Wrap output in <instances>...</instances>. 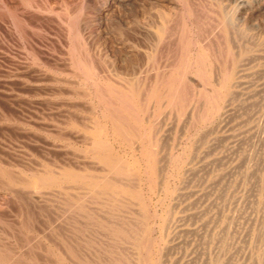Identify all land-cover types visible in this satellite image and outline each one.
<instances>
[{
    "label": "rangeland",
    "instance_id": "1",
    "mask_svg": "<svg viewBox=\"0 0 264 264\" xmlns=\"http://www.w3.org/2000/svg\"><path fill=\"white\" fill-rule=\"evenodd\" d=\"M249 1L251 3L264 2V0ZM213 2L214 0H0V187H2L0 188V248H2L0 254L3 253L6 256L9 253L10 259L17 261L18 264H24V262L25 264H41L42 262H44L42 264H49L50 262H52L50 264H62L61 259L63 258L67 264H81L84 259L93 263H97L98 260L102 263L110 264L112 261V264H118L120 261L116 256L125 251L132 258L130 264H136L138 251L132 243L115 242L103 227L84 216L87 213H79L69 205L68 200L74 198L73 195L76 190L68 188L61 192V189L52 188L46 191L48 192L46 199H39L33 195L31 197L27 189L22 188L21 185L8 182L2 171L3 168L6 169L7 167L6 170L13 169L17 172L12 170L13 174L16 173V175L21 176H25L24 173L30 176L33 171L53 169L54 171L74 169L98 173L99 170H95L96 165L89 155L88 144L84 140L85 127L92 126L95 124L94 122L99 121L101 124L107 125L108 132H111V121L107 120L103 113L109 103L106 106L105 102L101 101V97L105 96V93L107 96L116 87L125 88L129 86L135 95V100L131 104L122 103L123 105L120 104L119 100H115L113 104L125 111H128L129 107L135 108L134 113H137L140 123L133 131L135 130L137 133L134 139L140 144L139 146L136 143L138 145L136 148L140 149H133L132 146L114 139L112 142L115 150L123 158L126 157L125 160L134 166L136 172L130 182V184L132 183L131 186L133 185L132 187L140 192L143 199L146 198L144 202L146 201V204L150 205V208L146 205V210L149 208L146 211L148 213L147 221L152 232L150 237L154 236L153 238H155V240L152 238L154 246L151 248L153 254L151 253L150 259L157 256V250L162 241V223H168L172 217L171 222L186 211L191 212L186 208L195 199L192 191L202 188L203 184L199 183L201 180L199 176L203 177L204 175L200 170L199 176L192 175L190 173L192 165L199 168L202 157L210 154V146L214 144L215 138L219 135V138L226 136L236 124L229 117L230 115L228 116L230 119L226 117V114L221 115L223 109L220 116L212 115L210 104L200 94V91L204 89L213 93L211 89L213 88L212 85L215 84L214 77L221 73V75L225 74L227 67L232 62L226 49L225 39L217 27V13L208 8L211 5L210 8H215ZM234 13L235 16H240L239 12L234 11ZM159 14L167 16L166 28L160 38L156 34L157 30L153 22ZM263 19L254 18L249 12L244 15L243 19H236L244 33L243 37L239 38L238 32L235 30L234 38L239 44H242L243 41L242 45L247 46L245 53L249 54V58L245 61L247 65L244 66V71L241 72L243 76L238 78L241 73L235 75L236 80L238 78L241 82L236 87L231 88L236 98L232 102H228L230 103L228 110L230 108L231 110L232 108L237 109L240 101L247 102L250 101L248 100L250 98L251 101L260 99L256 92L264 84V45L261 50H258L251 46L247 39L255 32L253 26L256 23H264ZM200 53L205 56L208 79L210 80L199 75L195 62ZM182 63L183 65H181ZM240 68L243 67L240 66L237 70ZM180 72L186 79L182 88H179V92L182 93L185 101L183 109L170 104L166 96L169 89L166 84V81H169L168 77L175 75V78L178 79ZM257 72L263 73L258 75ZM204 86L205 88H203ZM249 93L252 94V97ZM246 95L247 97H245ZM12 99L14 100L12 101ZM261 108L260 111H256L257 115L264 111L263 105ZM226 113L229 114L230 111ZM17 131L19 132L17 133ZM170 137L171 139H169ZM150 141L157 142V145L154 147L152 145V148L158 150V157L163 155L159 160V175L151 176L149 174L147 160L145 162L142 155L141 146L146 142L144 145L147 147ZM143 167L145 168L143 169ZM6 184L9 185L6 186ZM8 186L11 190H15L11 191L7 188ZM181 190L188 194L191 193L190 198L186 195L182 199L178 194ZM86 202L87 210L91 211L93 216L100 219L108 217L109 214L105 210L103 211L98 203ZM54 204L57 206L55 205V207ZM184 205L185 207H183ZM123 210L117 213L118 218L113 219L116 221L130 219V221L139 223L137 228L139 226H141L139 229L146 227V221L145 225L142 223L144 221L143 213L136 202H131L130 207L125 208V211ZM170 213L172 214L170 215ZM191 223L188 220L185 226H189ZM153 227L155 229H152ZM101 239L103 240L101 241ZM166 243L171 245L174 241L170 237ZM6 246H9L11 251ZM70 247L72 250L74 249L73 253L69 252ZM109 248L116 253H109ZM76 250L78 251L76 252ZM144 252L143 263L141 262V264H146V251ZM177 252L172 250V259L179 256ZM20 255L22 259H20ZM187 259L182 260L180 264L187 262ZM20 260H22L21 263ZM0 264H5L1 255ZM172 264H175V261Z\"/></svg>",
    "mask_w": 264,
    "mask_h": 264
},
{
    "label": "bare ground",
    "instance_id": "2",
    "mask_svg": "<svg viewBox=\"0 0 264 264\" xmlns=\"http://www.w3.org/2000/svg\"><path fill=\"white\" fill-rule=\"evenodd\" d=\"M213 3L215 4V8L214 7L210 8L212 6L211 4H210L211 6L209 5L210 7H208V8L212 9L214 12L217 13L216 18L218 21V25L217 24L216 25L219 28L221 35L223 36V39H225L226 49H227L228 54L231 56L232 62H231V65H229V67H227L225 74L221 75L222 74L221 73V74H219V76L214 77L213 81L215 84L212 85L213 88L211 87L212 88L211 90L213 93H210L208 90L204 89V90L200 91V94L203 97H205L207 102L210 104L212 115L217 114L220 116L221 110L223 109V112L221 115L226 114V117H228L230 115L229 117H231L232 120H234L236 124L230 130L231 132H229L226 136L221 137V138H219L220 135H219V137L217 136V138H215V140H214V144H212V146L209 145L211 147V149L209 150L210 154H207L206 156L202 157V160H200V161H202V163H201V166L199 168L195 167V165H192V168L190 171V173H192V175L199 176V173H200L199 170L202 172V175H204L203 177L199 176L201 178V180H199V183L203 184L202 188L197 189V190H193L194 192L192 191V195H193V197H195V199L192 200V202H190V203L188 202L189 205L186 208V210H190L191 212L186 211L181 216L174 218L171 222H170V220L172 219V217L168 221V223H166V222L162 223V227H161L162 232H163L162 241L160 242L161 244L159 245V249L157 250V256L155 258L152 257L153 259L152 258L150 259L151 253L153 254V252H152L153 249L151 250V248H152V246H154V243L152 240V238L154 236L150 237L151 236L150 233H152V232H151L150 227L148 226V221H147L148 220V213L146 212L149 210L150 205L148 203L146 204V201L144 202V200L146 198L143 199L140 192L138 190L134 189L132 187L133 185L131 186L132 183L130 184V182L133 179L135 172H136L134 170V166L129 164L125 160L126 157L123 158L118 153V151L115 150V148L113 146V142H112V139H114L118 142H121V143L123 142L124 144H128V145L132 146L133 149H138V150L140 149V148H136V145L138 144V142L134 139V137L137 136V133L135 132V130L133 131V129L134 128L136 129V126L139 125V123H140V119L138 118V115H136L137 113L136 114L134 113L135 108L132 109L129 107V110L125 111V110H123V108L115 107L113 104V102L115 100H119L121 102L120 104H122V103L131 104L132 101L135 100V95L133 94V91L129 86L125 87V88H121L119 86V87L114 88L113 91H110L107 94V96H106L105 92H104L105 96L101 95L102 96L101 101L103 103L105 102V105L109 103V106L106 108L105 112H103V113H104V117L107 120L111 121V123H110V125H111L110 131L111 132H108L109 130L107 129V125L101 124L99 121L94 122L95 124L94 125L92 124V126L89 125V127H85L86 128V134H85L84 140L88 144L89 155H90L93 163H95V165H96L95 170H97V171L99 170L98 173H95L92 171H90V172L89 171H79V170L76 171L74 169L64 170L63 168H61V169H63V171H61V170L60 171H54V169H53L54 167L53 168L51 167L53 170H42L41 169L42 171L31 172L30 176H28L29 174L27 175V173H24L27 176L26 175L21 176L18 174L16 175L17 172L13 169L6 170L7 169V167H6V169L3 168L4 170L2 169V171L5 175V177L8 179L7 181L10 183H13L15 185L16 184L21 185L22 188L27 189V191L31 195V197L33 195L34 197H37L39 199H44V198L46 199L48 196V195H46V193L48 194V192H46V191L49 189H52V188L61 189V192H63V190H65V189L67 190L68 188L76 190L75 191L76 193L73 195L74 198H71L70 200H68L69 205L72 206L73 208H75L79 213H82V214L87 213L84 216H86L90 220H93L96 224H99L101 227H103V229H105L111 235V237L113 238V240H115V242H120L123 244L125 242L126 243L129 242L130 244L132 243V245H134L138 251V255L136 257L137 261L135 262L136 264H141V262L143 261V258H144L143 254L145 253L144 251H146V254H145L146 264H168V263L172 264V263H174V261H175V264H180V262H182V260L187 259L186 258L187 256H190V257L187 259V262H183V264L184 263H186V264H264V111L261 114L259 113V115L256 114L257 113L256 111H260L262 109L261 108L262 105L264 106V84H263V86H260L261 87L260 90H258V92H256V94L258 93L257 95L260 98V99L258 98L259 100L254 99L253 101H251L250 97H249L250 99H248L250 101H247V102L244 100L241 102L239 100L241 103L238 101L239 105H238L237 109L232 108V110H231V108H230V110H228V106L230 104L228 102H232V100H234L236 98V96L234 95V91H232L231 88L236 87V85H238L241 82L240 79L238 80V78L243 76V74L241 72L244 71V66L247 65V63L245 61H247V59L249 58L248 57L249 54L245 53L246 52L245 49L247 48V46L245 44L242 45L243 41H242V44H239L238 41L236 40V38H234L235 37L234 36L235 30L238 32L239 38H242L243 33H244L242 31V28L239 25V22L237 23L236 19L237 20L243 19L244 15L248 12L251 13V16L256 18V19L264 18V2L259 1L256 3L255 2L251 3L249 0H223V1L222 0H214ZM234 11L239 12L240 16L239 17L235 16ZM192 13L193 12L191 11V14ZM196 16H198V15H196ZM166 18H167L166 15L159 14L158 18H155V21H153L155 23L154 27H156V30H157L156 34L159 36V38L161 37L162 33L165 31V28H166L165 20H166ZM140 20H141V18H140ZM260 21H258V22H260ZM145 23H147V22H145ZM253 28H255V32H254V34H252V36L248 37V39H247L248 43L251 46H253L254 48L261 50V47L264 45V23H262V24L256 23L253 26ZM174 29H175V27H174ZM207 33H208V31H207ZM189 39H190V37H189ZM170 44H171V42H170ZM170 50H171V48H170ZM141 56H142V54H141ZM122 57L124 58V56H122ZM169 57H170V55H169ZM218 59H220V58H218ZM193 61H194V59H193ZM248 62H250V61H248ZM100 63H101V61H100ZM195 63L197 64L199 75H201L204 79L207 77L206 80H210V79H208L207 64H206L204 54L200 53ZM135 65H134V67H135ZM181 65H183V63ZM190 65H191V63H190ZM240 66L243 68L242 69L240 68L239 70H237V68H239ZM249 71H251V70H249ZM236 73H241L238 76L237 80L235 78ZM247 73H246V75H247ZM257 73H258V75H260L263 72L262 73L257 72ZM255 74H256V72H255ZM150 76H151V74H150ZM168 78H169L168 79L169 81H166V84L169 88L167 93H166V96L169 99L168 101L170 104L177 105V107H179L180 109H183L185 106V101L183 100V97L181 95L182 93L180 94V92H179V88H182V84H184V82H186V79L184 78L183 74H181V72H180V77L178 79L175 78V75H173V77L171 76ZM47 79H49V78H47ZM123 80H124V78H123ZM130 84H131V81H130ZM98 85H99V83H98ZM122 85H124V84H122ZM201 85H203V84H201ZM40 87H41V85H40ZM102 88H103V86H102ZM203 88H205V86ZM99 90H101V89H99ZM184 91H187V90H184ZM196 91H197V89H196ZM41 92H43V91H41ZM98 92H100V91H98ZM96 93L97 92H95V94ZM247 95L245 97H247ZM249 95L251 96L252 94L249 93ZM156 97H159V96H156ZM13 100L14 99H12V101ZM246 100H247V98H246ZM198 102H200V101H198ZM126 106H128V104H126ZM129 106H131V105H129ZM21 107H23V106H21ZM173 108H174V106H173ZM8 109H9V106H8ZM227 111H230V113L227 114L226 113ZM188 112L190 113V111H188ZM200 113H202V112L200 111ZM175 117H176V115H175ZM198 117H199V115H198ZM210 121H213V120H210ZM108 122H107V124H109ZM80 124H83V123H80ZM5 126H6V124H5ZM82 126H84V125H82ZM167 129H169V128H167ZM210 131H212V130H210ZM18 132L19 131H17V133ZM26 135H27V133H26ZM203 135H205V134H203ZM218 138H219V140H217ZM15 139H17V138H15ZM41 139H42V137H41ZM162 139H164V138H162ZM169 139H171V137ZM152 141H154V140H152ZM152 141H150V144L149 143L147 144L148 145L147 147H146V145H144L146 142L141 146L142 147L141 148L142 155H143L145 162L147 160V170H148L149 174H151V176L152 175H159L158 174L159 170H160L159 169V160H160V157L163 156L162 155V156L158 157V154H157L158 150L152 148V145L154 147L155 145H157V142L153 143ZM203 142H204V140H203ZM24 143H26V142H24ZM164 144H165V142L163 143V146H164ZM208 144H210V143L208 142ZM138 145L140 146V144H138ZM38 146H39V144H38ZM116 148H117V146H116ZM120 149H122V148H120ZM165 149H166V147H165ZM32 151H33V149H32ZM204 151H206V150H204ZM209 151H208V153H209ZM171 155H170V157H172ZM201 156H203V155H201ZM23 158H25V157H23ZM131 159L133 160V157H131ZM17 160H19V159H17ZM139 160H141V159H139ZM169 160H171V159L169 158ZM187 160H188V158H187ZM164 166H166V165H164ZM161 167H162V165H161ZM144 168L145 167H143V169ZM12 170L15 171L16 173L13 174L11 172ZM30 170H32V169H30ZM164 170H162V171H164ZM8 171H10V172H8ZM20 173H22V172H20ZM165 174H166V172H165ZM163 176H165V175H163ZM152 178H154V177H152ZM161 178H162V176H161ZM188 181H189V179H188ZM0 183H1V181H0ZM4 183H6V182H4ZM7 185H9V184H6V186ZM134 185H135V183H134ZM10 186H8L7 188H9ZM185 186H184V188H185ZM0 188H2V187H0ZM17 188H19V187H17ZM12 190H15V189H12ZM69 193H71V192H69ZM178 194L183 199L186 197V195L188 196V198H190L189 195L191 193L188 194L187 192H182V190H181V192ZM16 195H17V193H16ZM146 197H148V196H146ZM148 199L149 198H147V200ZM14 201H16V200H14ZM86 201L98 203L101 206V208L103 209V211L105 210L106 213L109 214L108 217L106 219H100V218L93 216L91 211L87 210L88 206L86 204L87 203ZM36 202H38V200ZM131 202H136L139 205V207L143 213L142 216H143L144 221L142 223L144 224L146 221V227L139 229L141 226H139V228L136 227V226H138L139 223H137L136 221H133V220L130 221V219L127 221L124 219H119V221H116L113 219L115 217L118 218L116 215L120 210L122 211V209H124L123 211H125V208L130 207ZM55 205L56 204H54V206ZM65 205H67V204H65ZM146 205L149 206L148 210H146L147 209ZM41 207H42V204H41ZM59 207H60V205H59ZM183 207H185V205ZM131 208H133V207H131ZM178 208H179V206H178ZM136 210H137V208H136ZM182 210H184V208ZM168 211H167V213H168ZM172 211H173V209H172ZM171 214L172 213H170V215ZM100 215L102 216V214H100ZM155 215H157V214H155ZM23 217H25V216H23ZM36 219H37V217H36ZM188 220H190L192 223L189 226H185V223ZM150 221H152V220H150ZM149 223H152V222H149ZM153 224H154V222H153ZM22 225H24V224L22 223ZM34 225H35V223H34ZM73 226H75V225H73ZM46 227H48V226H46ZM158 228H159V225H158ZM152 229H155V228L153 227ZM156 230H157V228H156ZM78 231H80V230H78ZM31 235H33V234H31ZM158 236H160V235L158 234ZM31 237H29V238H31ZM47 237H49V236H47ZM69 237H70V235H69ZM155 237H157V236H155ZM170 237L174 241V243H171V245L166 243V241H168V238L170 239ZM108 238H110V237H108ZM15 239H16V237H15ZM153 239L155 240V238H153ZM75 240L77 241V239H75ZM102 240L103 239H101V241ZM104 244H106V243H104ZM158 244H159V241H158ZM71 245L73 246L74 244H71ZM9 246H6V247L10 249ZM80 246H81V244H80ZM61 247H63V246L61 245ZM93 247L96 248V246H93ZM130 248H132V247H130ZM1 249L2 248H0V250ZM52 250L54 251V249H52ZM73 250L71 249V247L69 248L70 253H73ZM172 250H176V252L178 251L177 253H179V256L177 258L175 257L172 259V256H171V255H173V254H171ZM10 251H11V249H10ZM77 251L78 250H76V252ZM87 252H85V253H87ZM108 252L111 254H114V252L116 253V251L113 252V250H110V248L108 249ZM129 252H131V251H129ZM117 253L119 254V252H117ZM8 254L9 253H7L6 256L3 253L0 254L3 262H5V264H18L17 261L15 262L14 260L10 259V257H9L10 255H8ZM135 254H137V253L135 252ZM14 256H16V255H14ZM117 256H116V258L120 261L118 264H130V259H132V258H130L129 253H126L125 251L123 253L120 252L119 256L118 257ZM69 258L71 259L70 256H69ZM20 259H22V256ZM25 260H27V259H25ZM64 260H65L64 258L61 259L62 264H67L66 261H64ZM71 260L74 261L73 259H71ZM21 261L22 260H20V263H21ZM34 262H35V260H34ZM26 263H27V261H26ZM42 263H44V262H42ZM50 263H52V262H50ZM115 263H117V262H115ZM24 264H25V262H24ZM30 264H32V263H30ZM81 264H109V263L98 262V260H97V263H93L90 260L84 259V261L81 262ZM110 264H112V261Z\"/></svg>",
    "mask_w": 264,
    "mask_h": 264
}]
</instances>
